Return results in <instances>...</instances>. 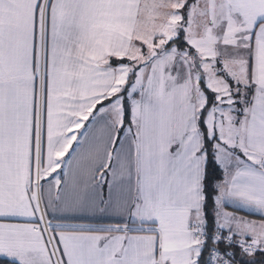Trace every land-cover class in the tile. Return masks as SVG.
I'll return each instance as SVG.
<instances>
[{
  "label": "snow or ice",
  "instance_id": "snow-or-ice-1",
  "mask_svg": "<svg viewBox=\"0 0 264 264\" xmlns=\"http://www.w3.org/2000/svg\"><path fill=\"white\" fill-rule=\"evenodd\" d=\"M0 264H264V0H0Z\"/></svg>",
  "mask_w": 264,
  "mask_h": 264
}]
</instances>
